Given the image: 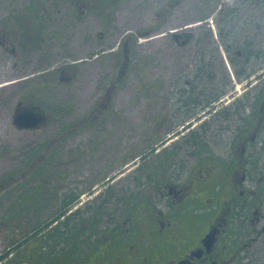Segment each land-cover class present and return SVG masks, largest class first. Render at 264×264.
Returning <instances> with one entry per match:
<instances>
[{
    "label": "flooded vegetation",
    "instance_id": "1",
    "mask_svg": "<svg viewBox=\"0 0 264 264\" xmlns=\"http://www.w3.org/2000/svg\"><path fill=\"white\" fill-rule=\"evenodd\" d=\"M185 1H148L156 22L162 23L164 19L158 28L150 25L147 29L150 39L160 35L155 31L167 26L168 15L173 17L178 9H183L184 15ZM234 2L235 7L230 5L233 3L230 0H194L192 22L187 25L182 22L178 28L169 30L170 34L167 31L161 35L170 42L169 47L172 45L171 53L177 63L180 58L182 63V52H188L189 48L196 54L191 78L182 73L175 83L180 85L181 96L177 95L180 99L173 101L175 106L181 107L180 103L187 110L200 107L201 113L205 114L201 118L203 121L207 114H214L219 107L216 106L217 94L229 97V94L242 92L239 87L233 88L238 81L245 86L242 94L254 95L261 102L243 108L240 127H245V131L237 137L236 151L227 159H223L222 154H214L200 166L181 171L183 175L169 177L164 169L167 164L163 161L164 167L155 169L153 176L145 174L138 190L133 189L136 185L132 181V189L121 198V187L131 180V177L122 176L134 162L130 160L132 154L125 155L123 170L107 176L99 174L94 181L96 184L84 194L70 191L65 195L62 214L59 218L54 215L48 225L53 228L50 233L54 237L52 243L65 246L54 247L55 253L47 255L48 264H264V154L260 151L262 147L255 149L258 137L264 132V0ZM115 3L114 0H29L26 4L4 10L0 45L15 62L30 61L38 56L37 49L41 46L51 47L58 32L62 36L61 31L56 30L57 25L63 27L60 16H66L67 27L83 25V18L78 21V16L86 17L91 11L106 10V7L116 13L119 8L114 6ZM98 35L104 38L103 31ZM132 38L128 35L123 40V65L131 57ZM217 45L225 47L226 53L234 46L248 48L246 53L238 50L237 60L244 61L239 62L242 67L236 69L230 83L217 73ZM103 52L105 50L93 56L98 57ZM230 60L229 63L236 68L235 59L230 57ZM74 75L75 72L64 75L61 80H71ZM127 75L128 72L121 67L113 77H101L96 88L100 98L96 94L98 101L86 106L85 115L62 126L70 128L66 135L72 133L73 128L89 126H94L95 132L102 134L112 96L125 84ZM100 82H106V85ZM146 89L152 92L151 87ZM224 102H231V98ZM24 111L37 113L42 120L34 128L16 126L21 131L47 127L60 116V111L51 112L28 96L17 102L16 112ZM196 119L197 122L201 120L198 116L193 120ZM189 123L188 120L183 125ZM56 136L54 141L61 135ZM119 147L120 155L123 151L122 146ZM151 150L150 146L148 151ZM42 152L34 157L38 160V169L41 161L47 158ZM86 153L77 161L78 153L70 152L66 158L67 166L73 161L86 165L90 159L85 157ZM95 188H99L98 191H94ZM90 214L96 219L89 217ZM85 217H89L88 221L84 220ZM3 262L4 252L0 254V263Z\"/></svg>",
    "mask_w": 264,
    "mask_h": 264
},
{
    "label": "rangeland",
    "instance_id": "2",
    "mask_svg": "<svg viewBox=\"0 0 264 264\" xmlns=\"http://www.w3.org/2000/svg\"><path fill=\"white\" fill-rule=\"evenodd\" d=\"M114 1L118 12L109 7L91 11L86 17L78 16V21L83 18V25L67 27L64 22L66 16H60L63 27L57 25L56 30L61 31L62 36L58 32V37L51 41H55L51 47L41 46L37 49L38 56L30 61L15 62L0 45V254L4 252L5 255L13 244L20 243L14 254L4 259V264H48L47 255L55 253L54 247L65 245L52 243L54 237L50 233L53 228L50 226L41 232L37 230L64 209L62 201L65 194L70 191L84 194L96 184L94 181L99 174L107 176L123 170L125 155L132 154L130 160L134 162L122 176L131 177V180L121 187V198L132 189V181L136 185L133 189L138 190L145 174L153 176L155 169L164 167L163 161L167 164L164 169L169 177L183 175L181 171L200 166L214 154H222L221 157L227 159L236 151L239 133L245 131V127H240L243 108L256 96L242 94L245 86L241 81L233 84V88L239 87L242 92L235 96L229 94L225 101L231 98V102L221 103L219 110L207 114L203 121L193 120L201 113L200 107L187 110L180 103L181 107H178L173 102L181 97L180 85L175 83L182 73L184 77L189 74L191 78L196 54L189 48L188 52H182V63L181 58L177 63L171 53L172 45L169 47L170 42L165 41L161 34L167 31L170 34L169 30L178 28L182 22L183 25L192 22L194 0L185 1L184 15L183 9H178V13L175 11L173 17L168 15L167 26L155 31L160 35L152 39L146 34L147 29L150 25L158 28L164 19L162 23L156 22L157 18L148 6L149 0ZM230 1L233 2L230 5L235 7V0ZM28 2L0 0V33L4 10ZM101 31L104 38L98 35ZM128 35L133 36L131 57L123 65V40ZM225 49L217 45V73L230 83L236 69L242 67L237 60L238 50L246 53L248 48L234 46L229 53ZM102 50H105L103 54L93 56ZM230 57L235 59L236 68L229 63ZM67 66L74 68L66 69ZM121 67L128 75L125 84L112 96L103 133H96L94 126H78L81 128H73V132L66 135L70 128L62 126L85 115L86 106L95 104L100 98L96 91L100 78L113 77ZM73 72V79L61 80L62 76ZM157 83L158 87H154ZM99 84L105 86L106 82ZM148 87H151V93L146 89ZM220 87L218 84L217 89ZM26 96L51 112L60 111V116L36 131L19 130L13 124V116L18 100ZM188 120L189 127H183L182 124ZM55 135L61 136L54 141ZM119 145L123 151L120 155ZM150 146L152 152L148 151ZM257 147H262L260 151L264 154V132L258 137L255 149ZM42 150L47 158L41 161L38 169V160L34 157ZM70 152L78 153L77 161L85 152V157L90 159L84 166L75 161L67 166L66 158ZM31 194L34 198L27 200ZM93 215L89 217H95ZM88 218L84 220L88 221Z\"/></svg>",
    "mask_w": 264,
    "mask_h": 264
},
{
    "label": "water",
    "instance_id": "3",
    "mask_svg": "<svg viewBox=\"0 0 264 264\" xmlns=\"http://www.w3.org/2000/svg\"><path fill=\"white\" fill-rule=\"evenodd\" d=\"M31 112H16L14 114V124L20 128H33L39 124L42 117L37 113L31 114Z\"/></svg>",
    "mask_w": 264,
    "mask_h": 264
},
{
    "label": "trees",
    "instance_id": "4",
    "mask_svg": "<svg viewBox=\"0 0 264 264\" xmlns=\"http://www.w3.org/2000/svg\"><path fill=\"white\" fill-rule=\"evenodd\" d=\"M217 98H218V96H217ZM195 141H196V139H194V142H195ZM31 197H32V198H31ZM33 198H34V195L31 194V196H30L27 200H29V199H33ZM61 214H62L61 212H60L59 214H57V218H59ZM51 222H52V221L47 222L46 225H43V226H42L41 228H39L37 231H40V232L43 231V230L45 229V227L48 226ZM19 246H20V243H17V244H15V245H12L11 248L7 249V251H6L5 255H4V259L7 258L8 255H11L12 252H14L15 249L17 250V248H18Z\"/></svg>",
    "mask_w": 264,
    "mask_h": 264
}]
</instances>
